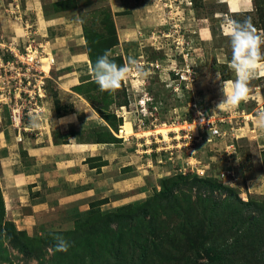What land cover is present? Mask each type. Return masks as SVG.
<instances>
[{"label": "rangeland", "instance_id": "obj_1", "mask_svg": "<svg viewBox=\"0 0 264 264\" xmlns=\"http://www.w3.org/2000/svg\"><path fill=\"white\" fill-rule=\"evenodd\" d=\"M10 1H2L1 9ZM104 3V0H58L52 4L56 12L79 14L82 49L91 67L116 42V28ZM13 4L22 11L20 1ZM153 5V21L157 26L139 34V39L145 42H141L138 52L132 51L126 60L113 54L110 57L119 66L135 59L149 73L146 78L140 79L133 72L114 94L100 92L95 82L82 81L81 86L70 89L72 74L61 75L66 78L63 80L56 69L49 72V65L44 67L41 62L46 72L42 79L45 97L38 104L42 110L33 111L34 100L28 105L30 98L22 94L25 105L20 108L21 122L18 128H13L11 111L19 106H14L13 98L6 101L8 104H0V131L8 142L13 141L11 147L18 165L31 163L26 153L17 150L42 138L56 119L58 109L66 110L64 106L74 101L79 100L85 106L90 102L104 109L112 106V113L98 108L95 111L115 134L127 118L134 130V136L123 140L132 167L121 169L115 178L117 182H130L126 191L98 187L87 206L85 202L71 205L68 197L75 195L73 189L80 190L79 186L73 187L70 181L60 182L58 191H54L49 185L54 176L50 167L51 176L46 175L40 189L38 185V189L29 186V191L32 203L50 199L56 207L52 209L54 212L45 214L44 210L45 215L35 219L29 207L16 212L18 207H13L12 199L2 193L0 185V264H264V190L248 187V181L264 172V150H256L247 139L237 141L233 163L236 165L231 168L233 177L222 179L221 172L232 166L223 154L222 142L208 146V157L216 152V161L212 162L206 155V146L180 138L183 133L180 125L192 120L195 109L205 108L213 116L219 112L216 106L224 98L222 80L235 79L226 65L231 59V47L222 25L223 18L232 14L226 4L217 0H155ZM249 16L258 34L264 36V0H251V11L234 18L243 21ZM7 19L35 24L33 17L21 14L19 17L11 14ZM172 29L185 36L182 45L175 44L178 34H173ZM165 33L172 35L164 38ZM5 40L10 43L16 38L12 34ZM36 43L32 46L37 49ZM22 46L19 41L16 49L24 52ZM49 50L51 46L45 48V52ZM261 51L264 52V45ZM187 69L190 74L185 75ZM176 74L185 75L187 81H181ZM11 88L13 91L14 87ZM78 94L85 96L80 98ZM144 94L153 101L145 105L148 117L141 126L137 101ZM221 114L224 113H219L218 118ZM33 120L38 127L30 126ZM160 127L168 130L157 132ZM197 133L194 129L191 132ZM100 139L106 138L102 134ZM194 179L222 188L212 193L208 186L194 187ZM163 183L172 191L168 201L159 195ZM51 213L56 216L54 224L49 221ZM57 236L69 242L67 252L55 250Z\"/></svg>", "mask_w": 264, "mask_h": 264}, {"label": "crops", "instance_id": "obj_2", "mask_svg": "<svg viewBox=\"0 0 264 264\" xmlns=\"http://www.w3.org/2000/svg\"><path fill=\"white\" fill-rule=\"evenodd\" d=\"M2 1L4 0H0V4ZM18 1L22 5V11L19 14L35 19V24H33V29L36 32L35 40L43 47L44 54L56 59L55 62L53 58V63L49 66L48 71L56 69L60 76L65 73L72 74L71 77L69 76L71 81L68 87L70 89L81 86L82 81L85 83L94 82L89 57L82 49L83 30L80 16L77 13L69 14L68 11L65 13L56 12L52 4L58 0H11L12 3L9 2L3 9L0 5V42H6L5 39L12 37V34L15 35L18 42L24 41L21 38L24 31L23 22L20 19L15 22L9 21L7 18L10 15L8 16L6 13L9 5ZM104 1L107 15L116 28V42L111 48L113 57L126 60L132 51L138 52L137 49L142 41L145 42V40L139 39V34L146 31L148 27L157 26V22L153 21L152 14L155 0ZM5 14L8 16L7 18L4 17ZM17 28L21 32H18ZM19 37L20 39H18ZM182 37L184 39L185 36ZM48 46H51V50L45 52V48ZM231 73L233 72L231 71ZM61 78L66 80L64 76ZM249 87L252 90L249 94L250 98L247 102H242V106L233 111L225 110L214 112V114L219 116V113H224L220 116L223 120L221 127L227 131L231 139L235 138L237 142L244 138L256 150H264V131H260L253 120L258 112L264 111V75L253 78ZM68 91L75 94L73 91ZM78 96L81 98L85 94L81 96L78 94ZM94 102L97 103V100ZM64 107L66 110L58 109L56 119L50 124L46 134L40 138L41 140L30 141L21 151L17 150L19 153H26L28 161L31 163L30 166L20 162L18 165L15 162L16 154L14 148L11 147V145L14 146L13 141L11 140L12 143L8 142L0 131V185L2 193L5 192L9 199H12L13 207H18L15 209L16 212L21 208L29 207L30 214L36 215L35 219L40 218L44 214V210L45 214H48L49 211L54 212L52 209L56 207L50 199L41 204L32 203L29 191V186L30 189H36V185H38L40 189L42 180L46 182V175L51 176L48 174L50 167L53 168L54 176H51L52 182L49 185L55 188L54 191H58L57 186L60 182L70 181L73 187L79 186L80 190L73 189L74 193L72 194L75 195H69L67 200L69 204L75 206H78L76 203L88 202L98 187L126 191V187L130 185L128 180L117 182L115 179L121 169L132 167L128 155L124 152L123 140H126L117 137L111 126L95 111V108H98L106 114L112 113V106L104 109L96 107L90 102L85 106L78 100L74 101V104ZM200 109L211 112L205 108ZM65 117H74V120L70 123H62L61 119ZM117 118L121 119L120 116ZM119 127L121 129L122 125ZM102 134L106 139H100ZM14 140L16 141L15 136ZM200 143L203 145L199 146H206L208 157L210 144L203 143V141ZM215 153L208 157L212 162L216 161ZM248 187L254 191L264 190V172L259 174L257 179L248 181ZM84 199L87 201H83ZM6 207L8 208V204ZM79 207H81L80 204ZM54 214L51 213L52 217L49 219L52 224L56 217Z\"/></svg>", "mask_w": 264, "mask_h": 264}, {"label": "built area", "instance_id": "obj_3", "mask_svg": "<svg viewBox=\"0 0 264 264\" xmlns=\"http://www.w3.org/2000/svg\"><path fill=\"white\" fill-rule=\"evenodd\" d=\"M19 11L20 10L17 4H10V8L6 10V13L7 15L15 14L16 17H19ZM23 29L24 31L21 38H23L24 41L21 42V44H23L22 47L24 49V52H20L18 49H16V46L18 44L16 42L17 39L14 41L12 40L10 43L8 41L0 42V104L7 103L6 101L8 99L10 102V98H13L14 106H19V108L17 107L15 109H12L11 111L10 118L13 123V128H18L21 122L20 108L25 105V103L22 101L23 95H25V97L27 98H30L28 105L31 104L32 100H34V102L32 103L33 111L42 110L38 104L41 103V99L45 97V89H42V79L45 77V72L42 70L40 62L43 58L42 55H45L43 52L44 50L39 43H36V45L38 46L37 49L35 48V45L32 46V44L36 42V32L33 29V25L25 22L23 23ZM172 30L173 34H178L176 35L175 44L182 45L183 35L180 34L181 31H177L175 29ZM171 35L172 34L165 33L163 37L168 38ZM18 39H20V37ZM188 74L190 73L187 69L185 75ZM185 75L180 74L177 76H180L181 81H187ZM32 82H34V84ZM12 86L14 87L13 91L11 90ZM28 86H32V88H27ZM17 100H19L20 102L18 103ZM152 101L153 99L149 98L146 94L143 95V98L137 101V107L140 113L138 122L141 126L145 125L146 119L148 117V108L147 106L145 107V105L151 104ZM202 117L203 120H201ZM222 122L223 120L221 118H218V116L216 115L213 116L205 110L195 109V114L192 120L184 121L183 124L180 125L181 131L183 132L180 138H184V140H188L191 143H194L193 141H199V143L203 141V143L205 142L206 144H210L215 141L222 142L223 154H225L224 156L227 158L228 162L232 164V166L221 172L220 177L223 179L233 177L232 169H234L236 165L233 163L235 162L234 156L237 154V145L236 139H231L227 131L221 127ZM193 129L198 133L195 135L191 134ZM192 137L194 139H192ZM190 142H186V144ZM196 173L200 175L198 172Z\"/></svg>", "mask_w": 264, "mask_h": 264}, {"label": "clouds", "instance_id": "obj_4", "mask_svg": "<svg viewBox=\"0 0 264 264\" xmlns=\"http://www.w3.org/2000/svg\"><path fill=\"white\" fill-rule=\"evenodd\" d=\"M217 2L226 4L229 13L232 14L223 18L222 25L223 34L229 39L231 47L228 67L235 74V79L222 80L221 91L224 98L216 108L218 111H233L240 106L241 102L249 100V94L252 91L249 87L250 81L258 75H264V52L261 51L264 36L258 34L250 16L243 21L234 18L235 15L251 11V0H217ZM111 56L112 51L106 50L91 68L93 80L99 86L100 92L114 94L133 72L140 79L149 75L135 59H129L127 64L119 66L110 59ZM217 79H221L219 73H217ZM73 120L74 117H65L61 119V122L70 123ZM253 120L256 127L264 131V111L258 112ZM30 126L38 127V124L33 120ZM55 239V250L67 252L70 247L69 242L60 236Z\"/></svg>", "mask_w": 264, "mask_h": 264}, {"label": "bare ground", "instance_id": "obj_5", "mask_svg": "<svg viewBox=\"0 0 264 264\" xmlns=\"http://www.w3.org/2000/svg\"><path fill=\"white\" fill-rule=\"evenodd\" d=\"M42 64L44 65V67H46L47 65H51L52 62H53V58L50 56V55H47L45 58H42L41 61ZM42 64H41V67H42ZM43 70V69H42ZM44 71V70H43ZM45 72V71H44ZM46 73V72H45ZM100 122H103L102 120H100ZM164 127V126H163ZM167 127L166 128H158L156 131L157 132H163L165 133L167 131ZM118 134V135H117ZM116 135L120 138H124L126 141L134 136V130L132 128V124L131 122L129 121V119H125L124 122H123V125L121 127V129L119 130V132L117 133ZM161 135V134H160ZM168 136V135H167ZM163 137V136H162Z\"/></svg>", "mask_w": 264, "mask_h": 264}, {"label": "trees", "instance_id": "obj_6", "mask_svg": "<svg viewBox=\"0 0 264 264\" xmlns=\"http://www.w3.org/2000/svg\"><path fill=\"white\" fill-rule=\"evenodd\" d=\"M122 66V64H121ZM120 120V119H119ZM194 181V187H197V186H201V188L205 187V186H208L210 191L213 193V191L215 189H218L220 188L221 186H218L214 183H209V182H206V181H197L196 179L193 180ZM199 188V189H201ZM222 188V187H221ZM226 191V190H224ZM159 195L161 196V198H164L166 201L170 200V198H172V191L169 189L168 186H166L164 183L162 184V190L160 191ZM6 224V223H5Z\"/></svg>", "mask_w": 264, "mask_h": 264}]
</instances>
